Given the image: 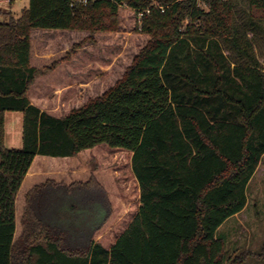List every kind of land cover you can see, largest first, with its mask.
Wrapping results in <instances>:
<instances>
[{
	"label": "trees",
	"instance_id": "1",
	"mask_svg": "<svg viewBox=\"0 0 264 264\" xmlns=\"http://www.w3.org/2000/svg\"><path fill=\"white\" fill-rule=\"evenodd\" d=\"M238 1L249 6L240 24ZM125 5L149 38L124 75L64 116L34 105L36 77L80 44L37 68L32 31H116ZM249 31L264 33V0H30L0 22V264H242L227 258L218 231L245 208L264 155V60ZM7 111L23 113L21 148L5 145ZM100 144L131 153L139 187L137 212L111 246L95 237L113 213L95 175L33 186L18 218L38 155L76 157ZM52 188L78 192L64 205L80 209L67 226L44 219Z\"/></svg>",
	"mask_w": 264,
	"mask_h": 264
},
{
	"label": "rangeland",
	"instance_id": "2",
	"mask_svg": "<svg viewBox=\"0 0 264 264\" xmlns=\"http://www.w3.org/2000/svg\"><path fill=\"white\" fill-rule=\"evenodd\" d=\"M29 4L30 0H13L12 3L0 1V22H7L11 17L19 18ZM248 13V3L238 1L235 15L239 24L247 19ZM140 23L137 12L125 5L119 9L116 31L91 33L85 30L34 29L31 35V64L37 68L48 66L54 60L64 57L67 51L73 49V45L80 44V47L74 49L65 61V68L53 75H40L35 79L29 89L31 102L53 109L55 116H64L68 114L66 105L81 106L89 99L102 95L124 75L148 41L149 36L140 30ZM248 35L253 39L257 57L263 62L264 33H258L257 37L249 31ZM5 115V145L8 148H21L23 113L7 111ZM130 163V152L112 149L104 144L87 149L73 158L38 155L31 166L29 177H25L20 188L18 218L24 207L25 193L38 181L53 177L56 182L70 184L86 181L95 175L110 192L112 200L113 213L95 236L97 241L109 247L126 229L140 204L139 187ZM247 192L246 209L220 228L219 234L225 237L228 259L242 256V264H262L259 253L264 245V156ZM64 205L63 201L57 209L50 206L44 219L67 226L79 218V208H75L78 212L74 213Z\"/></svg>",
	"mask_w": 264,
	"mask_h": 264
},
{
	"label": "crops",
	"instance_id": "3",
	"mask_svg": "<svg viewBox=\"0 0 264 264\" xmlns=\"http://www.w3.org/2000/svg\"><path fill=\"white\" fill-rule=\"evenodd\" d=\"M3 3L4 2H8V3H12V1L10 0V1H2ZM63 63V64H62ZM62 63H60L53 71H51V72H48V73H46V74H44V75H53V74H55V73H57V71L60 69H63V68H65L64 67V65H66L67 64V62H62ZM39 77V76H38ZM37 78V77H36ZM35 82V81H34ZM28 96H29V91H28ZM31 100V99H30ZM32 103H34V102H32ZM36 106H38L37 104H36ZM68 106V107H67ZM38 107H40L42 110H44V111H47L48 113H50V114H52V115H54V113H53V109H47V108H45L44 106H38ZM67 107V108H66ZM66 107H65V110H66V112H68L69 113V111L71 110V109H73V108H75V107H72V105H71V107L69 106V105H66ZM76 107H79V106H76ZM264 156V155H263ZM48 157V156H47ZM53 158H55V157H53ZM67 158H73V157H67ZM263 158V157H262ZM262 161V160H261ZM261 163V162H260ZM260 166V165H259ZM259 168V167H258ZM31 169V168H30ZM257 171H258V169L256 170V172H255V174L257 173ZM29 174H30V170H29V172L27 173V175L25 176V177H29ZM254 174V175H255ZM254 177V176H253ZM253 177H252V179H253ZM25 179V178H24ZM32 179V178H31ZM251 179V180H252ZM251 180H250V182H251ZM46 181H54V182H56V180H55V178H51V177H49L48 179L46 178L44 181H38L37 183H35V184H33L32 186H31V188L33 187V186H35V185H37V184H40V183H43V182H46ZM250 182H249V184H250ZM71 183H73V182H71ZM70 183V184H71ZM66 184V183H65ZM249 184H248V187H249ZM66 185H69V184H66ZM51 191L46 195L47 196V205H49L46 209H48V208H50V206H53V208L54 209H57V207H60V206H62V202L64 201V203L65 204H70V205H75V204H77L78 202H77V200H76V196L78 195V192H76V193H69V192H66V191H63V190H59V189H55V188H52V189H50ZM247 190H248V188H247ZM75 192V191H74ZM108 194H109V198H110V202H111V204H112V200H111V197H110V192H108ZM65 195H67L68 197L67 198H64V196ZM247 196H248V192H247ZM247 204H248V201H247ZM247 204H246V206H245V208L241 211V212H239V213H237L236 215H234V216H232V217H230L229 219H227L221 226H220V228H222L225 224H227V222L229 221V220H231L233 217H235V216H237V215H239L240 213H242L245 209H246V207H247ZM140 205V204H139ZM219 228V229H220ZM219 232V231H218ZM223 236V235H222ZM224 237V236H223ZM225 238V237H224Z\"/></svg>",
	"mask_w": 264,
	"mask_h": 264
},
{
	"label": "built area",
	"instance_id": "4",
	"mask_svg": "<svg viewBox=\"0 0 264 264\" xmlns=\"http://www.w3.org/2000/svg\"><path fill=\"white\" fill-rule=\"evenodd\" d=\"M0 1H10V0H0Z\"/></svg>",
	"mask_w": 264,
	"mask_h": 264
}]
</instances>
